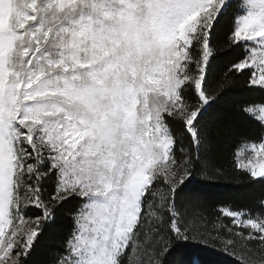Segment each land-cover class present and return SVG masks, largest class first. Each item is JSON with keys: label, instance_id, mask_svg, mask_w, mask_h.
<instances>
[{"label": "snow or ice", "instance_id": "obj_1", "mask_svg": "<svg viewBox=\"0 0 264 264\" xmlns=\"http://www.w3.org/2000/svg\"><path fill=\"white\" fill-rule=\"evenodd\" d=\"M225 144L264 186V0H0V264L61 214L49 264H264V194L212 217L194 187Z\"/></svg>", "mask_w": 264, "mask_h": 264}, {"label": "trees", "instance_id": "obj_2", "mask_svg": "<svg viewBox=\"0 0 264 264\" xmlns=\"http://www.w3.org/2000/svg\"><path fill=\"white\" fill-rule=\"evenodd\" d=\"M228 58L221 57L214 66L213 72L216 76L222 75L224 65ZM241 82H237L233 95L226 97L224 101L213 111L212 119L223 124L238 123L236 120L235 104L242 98ZM231 152L228 145L218 148L214 163L223 169V175L216 181L210 183L196 184L194 187L200 193V203L209 216H215V210L222 205L233 207L250 206L255 199L264 194V186L254 184L248 185L244 176L238 174L231 167ZM67 230V222L62 214L58 215L56 224L48 230L40 239L36 252L32 257V264H49L50 259L60 246ZM181 257L173 258V264H178ZM211 264H230V258L225 255H214L206 257Z\"/></svg>", "mask_w": 264, "mask_h": 264}]
</instances>
